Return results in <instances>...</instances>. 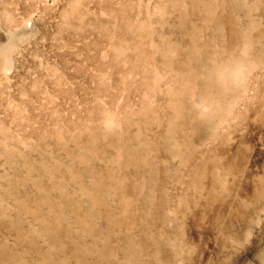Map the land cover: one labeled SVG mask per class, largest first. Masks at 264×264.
Masks as SVG:
<instances>
[{
  "label": "rangeland",
  "instance_id": "1",
  "mask_svg": "<svg viewBox=\"0 0 264 264\" xmlns=\"http://www.w3.org/2000/svg\"><path fill=\"white\" fill-rule=\"evenodd\" d=\"M0 264H264V0H0Z\"/></svg>",
  "mask_w": 264,
  "mask_h": 264
}]
</instances>
